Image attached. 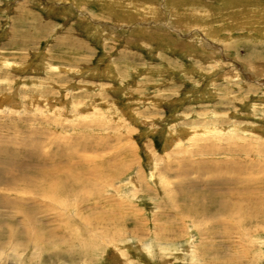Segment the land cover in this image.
<instances>
[{
	"label": "rangeland",
	"instance_id": "rangeland-1",
	"mask_svg": "<svg viewBox=\"0 0 264 264\" xmlns=\"http://www.w3.org/2000/svg\"><path fill=\"white\" fill-rule=\"evenodd\" d=\"M0 150V264H264V0H0Z\"/></svg>",
	"mask_w": 264,
	"mask_h": 264
},
{
	"label": "bare ground",
	"instance_id": "bare-ground-1",
	"mask_svg": "<svg viewBox=\"0 0 264 264\" xmlns=\"http://www.w3.org/2000/svg\"><path fill=\"white\" fill-rule=\"evenodd\" d=\"M14 154V153H13ZM31 154V153H30ZM34 154V153H33ZM5 156H7L6 155V153L4 154V153H2L1 152V150H0V164H2V166H0V171L2 170V172L3 171H9L10 169V167L9 166H11V165H15L16 167H17V164L16 163H13V161H11V160H6L5 159ZM6 165V166H5ZM24 165V164H23ZM18 168H19V166H18ZM12 169V168H11ZM11 172V171H10ZM68 172V171H67ZM0 174H1V172H0ZM150 253V252H149Z\"/></svg>",
	"mask_w": 264,
	"mask_h": 264
}]
</instances>
